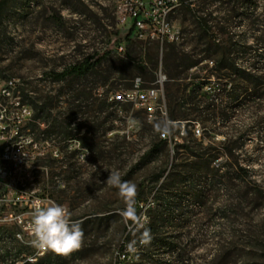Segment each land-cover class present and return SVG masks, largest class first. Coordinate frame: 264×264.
<instances>
[{
	"label": "rangeland",
	"instance_id": "rangeland-1",
	"mask_svg": "<svg viewBox=\"0 0 264 264\" xmlns=\"http://www.w3.org/2000/svg\"><path fill=\"white\" fill-rule=\"evenodd\" d=\"M118 1L14 0L2 13L0 80L14 81L32 100L46 105L49 123L38 122V129L30 132V138H37L31 147L24 142L29 138L30 118H22L20 126L13 129L14 144L7 141L9 133L0 141V169H12L14 155L22 159L20 171L4 181L0 177V198H10L15 192L5 187L11 180L16 190L34 192L35 198L48 197L68 208L83 235L78 249L69 253L50 250L41 263L40 259L35 262L36 250L28 236L19 241L12 228L0 223V264H264V96L261 101H245L244 95L237 101L224 99L226 116L218 118L225 122L223 126L196 120L193 126L185 127V122H176L163 137L151 127L157 112L165 116L166 88L174 80L169 79L163 63L162 47L156 50V43L139 42L119 26L115 15ZM193 1L194 7L212 12L218 26L225 25V32L216 35L224 47L251 45L258 36L249 22L256 17L264 20V0H249L255 7L249 20L228 17L236 2ZM171 23L180 31L183 53L194 51L196 59L199 46L193 40L191 18L175 13ZM104 51L109 56L101 59ZM125 55L146 65L149 76H133L141 79L143 87L156 86L159 69L166 77L162 100L154 105L151 117L128 96L125 100L110 97L126 84L117 79L109 62ZM86 58L96 63L94 73L53 80L51 74ZM244 63L236 60L239 66ZM178 64L177 70L182 71L184 61ZM212 66L211 60H203L189 69L186 79L176 81L179 88L173 87V101H182L180 85H196L206 77L213 82L210 88L217 90L216 78L207 72ZM262 89L264 93V86ZM112 99L132 106L113 104ZM6 114L9 123L12 117ZM58 123L68 126L75 138L64 140L54 132L48 142L40 141L41 131L49 126L52 132L51 125ZM195 127L202 130L200 137L193 135ZM239 137L243 138L233 145L242 147L233 152L245 171L222 155L224 139L230 138L232 144ZM158 140H166L167 145L158 146ZM198 144L216 149L209 176L202 170L188 169L194 158L187 148L201 154ZM5 149H9L7 156L3 155ZM37 157L42 161H35ZM225 162L229 167L218 171L216 168ZM173 164L178 165L175 173L184 178L194 174L191 181L180 183L177 176L170 178ZM117 170L122 181L136 185L138 220L131 224L121 215L125 204L118 188L106 183L109 173ZM36 257H40V250Z\"/></svg>",
	"mask_w": 264,
	"mask_h": 264
},
{
	"label": "trees",
	"instance_id": "trees-1",
	"mask_svg": "<svg viewBox=\"0 0 264 264\" xmlns=\"http://www.w3.org/2000/svg\"><path fill=\"white\" fill-rule=\"evenodd\" d=\"M227 1L237 3L234 7V10L229 11L228 17L230 19L239 18V20H249L253 17L255 7L251 1ZM13 2L14 0H0V20L2 13L8 11L11 8ZM193 2L194 1L188 2L183 0L181 6L174 11V14L182 12L191 18V24L193 26V40L195 42V46H199V50L196 55L197 58H193L194 51L190 54L183 53L179 47V44H163V63L169 71V79H173L174 82H172L173 84H169L166 88L168 104L166 105L167 109L165 111V116L162 117L160 112H157V117L154 120L155 125L151 127L156 130L157 124L170 122V126H173V124L176 122H178V124L185 122L184 126L189 127L191 125L193 126V124H196V120L211 124L212 126H223L225 122L219 121L218 118L225 115L224 112L226 111L227 107L226 103H224V99H227L230 102L237 101L238 98L244 95L245 101H261L264 96L262 89L264 86V20L260 21L258 17L253 19L252 22L250 20V26H255V33H258V36L255 37L254 42L251 45L245 44L238 48H235L234 45L224 47L217 39L216 35H222L225 32V25L223 24L222 26H218L217 23L213 22L214 19L211 18L212 12L200 9L198 6L194 7ZM238 11H241V13ZM126 33L129 37L134 38L132 30L127 31ZM155 47L157 50L159 45L156 44ZM235 52L238 53L237 56L232 55ZM108 56L109 52L104 51L101 55V59H106ZM237 59L245 60L244 65H237ZM179 60L184 61V67L182 68V71L177 70L179 67ZM203 60L212 61L213 66L207 72L216 78L217 90L210 88V85H213V82H211L210 79L206 77L205 79L200 80V83L196 85H192L191 83L180 85V98L182 101L180 103L174 102L173 98L175 97V94L173 92V87L176 85L179 88V84H175L176 81L186 79L188 77L189 69L196 67ZM109 64L112 68V72L117 73V79L126 84L123 90L131 89L133 76L135 74L149 76L144 63L135 62L126 55L125 57L111 60ZM151 64L154 65L155 62ZM96 66V63L90 62V58H86L63 69L59 73L51 75L53 80L56 82L65 81L67 78H82L94 73ZM194 78L198 77H190L191 80ZM206 86H209V88L207 90H203ZM189 87L190 89L188 90ZM18 90L19 92H16V94L19 97L16 98L28 105L32 112L30 118L31 123L29 125L30 130L27 128L29 132H33L34 130L38 129V122H42L47 126L49 123V115L46 111V105L43 106L42 104L38 103V100H32L23 89L18 88ZM114 93L115 92H111L110 94L113 95ZM81 95L85 96L83 93H81ZM185 98H187L188 101H183ZM120 99L125 100L124 96H121ZM111 101L113 104L132 106L130 103L124 101L114 99ZM262 120V123L264 124V119ZM51 126L53 128L52 132L51 129H49V126L41 131L40 134L42 135V138H40V141L48 142L49 136L54 132V134L63 136L64 140H72L75 138L71 131H69L68 126L64 127L62 123L53 124ZM213 130L215 131V129ZM157 133H159L158 130ZM241 138L243 137L236 138L232 144L230 138H225L222 143V155L227 160L234 162L235 167H237L240 171H245L244 168L240 167L239 163L235 160V155L233 152L236 149H241L242 144L233 145ZM34 140L37 141V138ZM157 145L165 147L167 145V141L158 140ZM174 145L176 146V144ZM197 146L199 147V150L202 151L201 154L197 153L193 149L187 148V153L189 156L194 158V161H190V164L187 165L188 169L190 171L202 170L209 176L213 169V167L211 168L210 165L217 158V155L212 153L216 149L211 146L201 147L199 144ZM154 147L156 148V145H154ZM182 148H184L183 145ZM35 161L40 162L42 161V158L37 157ZM230 165H232V163ZM177 167L178 165L176 164L171 166L170 178L177 176L180 183H184L187 180L191 181L190 179H192L194 174L190 175L188 179L184 178L181 173H175ZM225 167H229L226 162L224 164H220L216 169L219 171L221 170L220 168ZM222 177L223 175L219 176V178ZM213 178L214 176L212 174V177L210 176L209 180L211 179L213 181ZM168 205L169 209H171L172 202H169ZM132 221L133 220L128 219V224H131ZM15 238L20 241V237ZM21 252L22 249H19L18 253ZM38 252L39 250H36L34 253L35 262L40 259L39 262L42 263L45 260L46 254L52 251L46 249L44 250L42 257H36ZM119 259L120 257H118L117 260Z\"/></svg>",
	"mask_w": 264,
	"mask_h": 264
},
{
	"label": "built area",
	"instance_id": "built-area-1",
	"mask_svg": "<svg viewBox=\"0 0 264 264\" xmlns=\"http://www.w3.org/2000/svg\"><path fill=\"white\" fill-rule=\"evenodd\" d=\"M183 0H120L118 1L115 9L116 20L120 27L127 31L132 30L133 36L136 40L142 43H156L160 49L163 44H179L181 40V34L179 29L171 23V17L174 11L178 9ZM192 2L193 0H186ZM166 80L165 75L161 69L156 72V79L154 84L156 86L143 87L140 78L132 80V87L129 90L115 91L111 97L128 96L131 98V103L138 105L147 111L148 116L151 117L154 105L162 100L161 86ZM16 92H19L14 81H1L0 80V141H4L9 133V139L11 145L13 129L20 126L22 118H31V112L23 111V105L16 100ZM12 118L8 122L7 113ZM164 116L163 112H160ZM196 136L202 133L201 129H194ZM164 137V135H162ZM24 138V142L30 147L34 144V140L30 138ZM8 150H4L3 155L7 156ZM24 156L27 153L23 154ZM14 163L12 169L9 171L0 169V177L5 180L9 179V176L15 174L21 170L22 159L13 156ZM28 177V175H26ZM3 181L0 183H3ZM23 186L22 183L19 185ZM8 190H15L12 196L8 195L0 198V223L7 227L12 228L15 237L28 236L29 241L33 243L34 236L28 230V225L32 221L33 204L37 200L41 201H53L48 197L38 199L34 197V192L23 193L19 189L16 190V183L11 180L5 185ZM19 187V188H20ZM55 202V201H54ZM9 209V210H7ZM23 242V241H22ZM35 250H40V257H42L43 248H39L34 244ZM124 259V255L122 256Z\"/></svg>",
	"mask_w": 264,
	"mask_h": 264
},
{
	"label": "clouds",
	"instance_id": "clouds-1",
	"mask_svg": "<svg viewBox=\"0 0 264 264\" xmlns=\"http://www.w3.org/2000/svg\"><path fill=\"white\" fill-rule=\"evenodd\" d=\"M156 128L161 135H168L171 131L170 122L157 124ZM106 183L118 188V194L125 204L121 215L137 221L136 185L132 182L122 181L118 170L109 173ZM32 207L33 218L28 225V230L34 236L33 243L37 247L57 253H69L80 247L83 232L79 221L72 219L73 214L68 208L50 200H37Z\"/></svg>",
	"mask_w": 264,
	"mask_h": 264
},
{
	"label": "bare ground",
	"instance_id": "bare-ground-1",
	"mask_svg": "<svg viewBox=\"0 0 264 264\" xmlns=\"http://www.w3.org/2000/svg\"><path fill=\"white\" fill-rule=\"evenodd\" d=\"M16 99H18V98H16ZM19 100V99H18ZM20 102V101H19ZM30 110V109H29ZM23 111H26V112H30V111H28V107L26 106V107H24L23 106ZM197 126V125H196ZM195 128H197L198 129V127H195ZM16 134H17V132H16ZM193 135L195 136V137H200L201 136V133H199L197 136H196V133H195V131L193 130ZM10 143V142H9ZM8 143V144H9ZM6 150V149H5ZM9 150V149H8Z\"/></svg>",
	"mask_w": 264,
	"mask_h": 264
}]
</instances>
